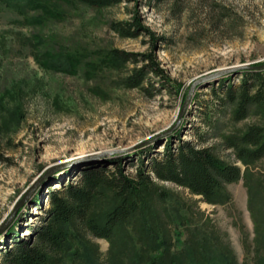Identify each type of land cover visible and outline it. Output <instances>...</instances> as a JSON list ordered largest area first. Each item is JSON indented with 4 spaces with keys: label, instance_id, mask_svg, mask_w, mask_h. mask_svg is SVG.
<instances>
[{
    "label": "rangeland",
    "instance_id": "374dc122",
    "mask_svg": "<svg viewBox=\"0 0 264 264\" xmlns=\"http://www.w3.org/2000/svg\"><path fill=\"white\" fill-rule=\"evenodd\" d=\"M50 8L51 13L30 7L25 0L0 1V224L50 164L70 162L55 175L65 181L83 165L99 160L86 158L113 151L105 157H121L132 171L135 150L142 142L149 138L150 143L159 142L164 132L174 129L185 140L196 142L202 137L216 155L233 161L225 138L250 124L264 125L263 111L256 107L237 121L231 104L215 105L211 82L195 87L174 128L194 80L219 69L264 62V0H122L102 7L61 0ZM135 16L146 31L128 36L114 27L116 22L132 23ZM150 34L165 38L156 42L155 56L171 87L159 88L155 81L157 90L150 89L153 95H148L138 87L125 86L123 78L131 63L104 65L85 77V64L99 62L109 49L148 51ZM61 51L80 55L75 74L45 69L36 60L45 52ZM232 78L240 80V76ZM204 109L209 110V120L203 117ZM248 171L254 173L253 184L262 178V190L256 187L264 217V156ZM155 183L167 198L160 200L154 191L147 196L163 220L166 212L176 216L168 224L172 232L180 233L175 247L185 255L188 248L194 249L199 260L202 255L213 258L208 264L252 262L254 224L243 178L225 184L228 197L222 203L206 202L169 181ZM39 188L44 204L47 188L43 184ZM29 198L19 207L24 212L19 221L22 236L43 215L36 207L25 211ZM1 237L0 248L10 242ZM79 237L106 264L108 241L82 231ZM64 264L72 263L65 260Z\"/></svg>",
    "mask_w": 264,
    "mask_h": 264
},
{
    "label": "trees",
    "instance_id": "16d2710c",
    "mask_svg": "<svg viewBox=\"0 0 264 264\" xmlns=\"http://www.w3.org/2000/svg\"><path fill=\"white\" fill-rule=\"evenodd\" d=\"M59 1L25 0V3L51 13L52 4ZM77 1L102 7L122 0ZM114 27L128 36L147 30L137 16L132 23L116 22ZM150 35L151 47L148 51L134 53L109 49L99 56V62L84 63L87 68L84 69L85 77L90 78L94 69L104 65L131 63L130 72L123 78L125 86L138 87L148 95H153L150 89L157 90L153 85L155 81L159 88L171 87L170 77L155 56L156 42L165 38ZM36 60L45 69L67 74H75L81 61L79 54L64 51L45 52L36 56ZM232 76H240V80L234 82ZM212 82L211 96L216 101L215 105L231 104L234 120L245 118L251 107L263 111L264 115V70L243 69ZM203 113V117L209 120V110L204 109ZM179 132V129H174L169 133L162 141L161 150H156L160 141L138 147L135 150L137 162L133 163L132 171L126 169L121 157L113 156L101 157L96 163L83 165L74 174L68 175L65 181L53 176L43 184L47 188L46 202L42 203V188H39L24 205L25 211L36 207L43 213L39 223L30 226V233L21 235L19 221L24 213L21 209L7 226L1 239L5 242L8 238L10 242L7 245L3 243L4 247L0 248V264H64L65 260L72 264H101L97 252L86 249L79 231L108 241L106 264H208L213 258L202 255L199 260L194 249L188 248L185 255L175 247L180 233L172 232L168 224L176 216L166 212L163 220L152 208L147 195L154 191L164 201L167 193L156 188L155 182L169 181L186 187L206 202L222 203L228 197L225 184L240 178L244 179L247 209L254 224L252 262L243 261L241 264H264V217L260 213L256 187L262 190L263 182L259 178L256 185L253 184L254 173L248 171L249 166L264 156V125L250 124L239 134L225 138V144L233 150V161L216 155L202 137L196 142L185 140L180 138ZM52 182L58 185L52 187ZM226 264L232 263L228 260Z\"/></svg>",
    "mask_w": 264,
    "mask_h": 264
},
{
    "label": "water",
    "instance_id": "95a60500",
    "mask_svg": "<svg viewBox=\"0 0 264 264\" xmlns=\"http://www.w3.org/2000/svg\"><path fill=\"white\" fill-rule=\"evenodd\" d=\"M243 69H255V70H264V62L258 63V64H251V63H245V64H241L238 66H233V67H228V68H224V69H219L217 71H213L207 74H204L203 76L197 78L196 80H194L186 94L185 100L182 104L181 107V111L178 117V120L174 126V128L179 124L182 115L187 107V105L189 104L191 97H192V93L193 90L195 89L196 86L198 85H203L206 86L208 85L210 82L212 81H217L218 78L228 75V74H235L237 72H239L240 70ZM169 132H164L160 138V142L164 141V139L166 138V136L168 135ZM153 139L149 138L146 139L143 143V145H146L150 142H152ZM113 151H104V152H100L94 156L88 157L85 159V161H89V162H95L98 159H100L101 157H105L107 155L113 154ZM70 165V162L67 161H62V162H57L54 164H50L48 165L44 171H42L32 182L31 184L28 186L27 190L24 192L23 196L20 198V200H18V202L15 204V206L13 207L12 211L10 212V214L6 217V219L0 224V237L2 235H4V232L7 228V226L13 221L14 217L16 216V213L19 209V207L31 196L33 195L38 188L44 184L45 182H47L48 180H50L53 176L60 174L64 171L65 167Z\"/></svg>",
    "mask_w": 264,
    "mask_h": 264
},
{
    "label": "bare ground",
    "instance_id": "6f19581e",
    "mask_svg": "<svg viewBox=\"0 0 264 264\" xmlns=\"http://www.w3.org/2000/svg\"><path fill=\"white\" fill-rule=\"evenodd\" d=\"M162 146V145H161ZM57 185L56 182L53 183V187H55ZM24 234H26V232H24Z\"/></svg>",
    "mask_w": 264,
    "mask_h": 264
}]
</instances>
